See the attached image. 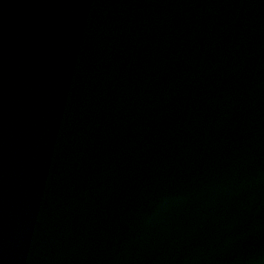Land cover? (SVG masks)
Listing matches in <instances>:
<instances>
[{
  "label": "water",
  "instance_id": "95a60500",
  "mask_svg": "<svg viewBox=\"0 0 264 264\" xmlns=\"http://www.w3.org/2000/svg\"><path fill=\"white\" fill-rule=\"evenodd\" d=\"M0 264H264V0H0Z\"/></svg>",
  "mask_w": 264,
  "mask_h": 264
}]
</instances>
